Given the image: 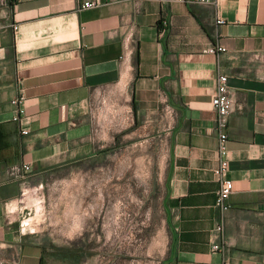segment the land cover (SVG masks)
<instances>
[{
  "label": "crops",
  "instance_id": "crops-1",
  "mask_svg": "<svg viewBox=\"0 0 264 264\" xmlns=\"http://www.w3.org/2000/svg\"><path fill=\"white\" fill-rule=\"evenodd\" d=\"M83 1L0 4V264H73L60 249L79 236L78 194L62 187L84 168L109 184L111 162L97 158L159 136L158 264H264V63L255 58L264 55V0H100L80 10ZM215 45L225 50L205 51ZM219 74L233 99L224 209L210 103ZM14 165L30 170L11 176ZM34 195L72 220L49 230L29 222Z\"/></svg>",
  "mask_w": 264,
  "mask_h": 264
},
{
  "label": "rangeland",
  "instance_id": "rangeland-1",
  "mask_svg": "<svg viewBox=\"0 0 264 264\" xmlns=\"http://www.w3.org/2000/svg\"><path fill=\"white\" fill-rule=\"evenodd\" d=\"M8 1L0 0V4ZM164 139L163 136L152 140L142 137L121 150L97 158L112 165L111 179L105 186L97 169L84 168L79 170L83 173L73 185L62 187L65 193L78 194L75 203L79 236L60 249L73 264H158L165 241L160 200ZM87 172L91 173L89 178H86ZM51 187V192L61 188ZM34 197L26 200V205L36 210L29 222L44 224L49 230L55 225L64 228L72 220L59 216L61 210L53 209L54 206L49 212L45 196L44 208L42 201L39 203L37 196Z\"/></svg>",
  "mask_w": 264,
  "mask_h": 264
},
{
  "label": "built area",
  "instance_id": "built-area-1",
  "mask_svg": "<svg viewBox=\"0 0 264 264\" xmlns=\"http://www.w3.org/2000/svg\"><path fill=\"white\" fill-rule=\"evenodd\" d=\"M135 3H139L141 0H131ZM162 1H170V0H162ZM176 2L180 3H197V4H216L217 0H174ZM100 4V0H85L79 5V9H90L97 7ZM165 24V22H163ZM132 36L127 38V44L125 46V50L130 52L131 49L128 45L129 39ZM130 43H132L130 41ZM225 48L222 46H211L207 48L205 51L209 53H217V52H223ZM255 58L259 59L264 63V55L255 54ZM228 77L224 74H219L216 78V89L214 94L211 97V106L213 110L216 113V119H215V130L218 134V165L214 169V174L217 177L218 180V190L216 193V203L220 208H226L227 200L230 196V194L233 191V183L232 180L228 177V160L226 158V147L225 142L227 139V123H228V117L232 112L233 108V99L232 95L229 91L228 85H227ZM20 101V100H19ZM18 101V102H19ZM23 113V110L19 111V114ZM19 114L13 117V120L19 119ZM28 132L26 130H22V134H27ZM30 170L29 165H14L11 166L9 169V174L11 176L15 175H22L23 172H28ZM27 191L23 190L22 195L25 194ZM221 249V246L219 244H213L212 250L218 251Z\"/></svg>",
  "mask_w": 264,
  "mask_h": 264
}]
</instances>
